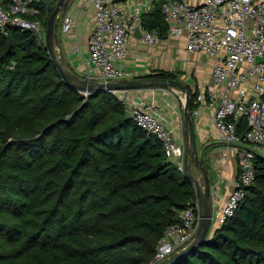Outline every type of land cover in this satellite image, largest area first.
Listing matches in <instances>:
<instances>
[{
  "label": "trees",
  "instance_id": "obj_1",
  "mask_svg": "<svg viewBox=\"0 0 264 264\" xmlns=\"http://www.w3.org/2000/svg\"><path fill=\"white\" fill-rule=\"evenodd\" d=\"M34 1L45 28L56 0ZM164 1L141 13L159 38ZM44 39L0 26V264H156L159 240L196 201L195 187L161 140L125 118L117 92L69 85ZM187 85L193 108L198 90ZM236 125L248 129L245 116ZM254 165L235 213L172 264H264V154Z\"/></svg>",
  "mask_w": 264,
  "mask_h": 264
},
{
  "label": "built area",
  "instance_id": "obj_2",
  "mask_svg": "<svg viewBox=\"0 0 264 264\" xmlns=\"http://www.w3.org/2000/svg\"><path fill=\"white\" fill-rule=\"evenodd\" d=\"M151 1L133 0L129 5L118 0H92L95 10L88 48L90 60L101 79L125 77L123 60L137 25L145 41L157 42L156 32L141 26V13L148 9ZM39 11L34 0H0V26L3 28L9 22L39 33L42 26L37 17ZM162 12L168 32L186 36L188 50L216 57L212 85L196 94L192 115L196 116L201 107L215 105L214 123L220 138L236 151L238 172L220 206L217 200L220 191L216 185H211L212 225L220 224L231 217L243 201L246 186L254 182L255 154L264 150V60H256L257 56L264 57V0H165ZM74 25L71 15H62L60 29L63 32L70 31ZM121 91L126 92L120 96L125 109L132 112L141 128L162 141L166 155L187 175L183 94L177 109V127L173 130L157 113L153 100L130 96L127 92L130 90ZM240 116H245L248 123V129L243 132L238 131L236 125ZM199 221L197 198L181 210L180 221L166 228L154 261L157 263L184 247L195 236Z\"/></svg>",
  "mask_w": 264,
  "mask_h": 264
},
{
  "label": "crops",
  "instance_id": "obj_3",
  "mask_svg": "<svg viewBox=\"0 0 264 264\" xmlns=\"http://www.w3.org/2000/svg\"><path fill=\"white\" fill-rule=\"evenodd\" d=\"M118 1L130 5L133 0ZM152 6L151 1L147 10ZM94 10L92 0H70L60 15H71L75 20V25L67 32H63L59 26L58 37L66 58L74 70L101 79L97 67L90 60L88 48ZM215 62L216 57L208 56L201 51L188 50L186 36L170 34L167 31L164 36L158 37L155 44L148 43L142 36L132 35L128 42V52L123 60V67L126 73L125 77L148 74L156 69L179 70L184 81L198 92H204L212 85V67ZM116 92L119 96L126 94L121 90ZM127 92L135 98L143 96L148 100H153L157 107V113L165 124L173 130L176 129L177 109L181 105L182 93L172 88H145ZM214 110L215 105L201 107L193 119L199 153L210 169L212 166L215 168L213 179L210 180L211 184L216 185L220 191V195L217 197L220 206L232 189V180L237 175L238 164L236 151L227 146L220 138V132L214 123ZM260 152L264 154V150ZM232 159L234 163H232Z\"/></svg>",
  "mask_w": 264,
  "mask_h": 264
},
{
  "label": "water",
  "instance_id": "obj_4",
  "mask_svg": "<svg viewBox=\"0 0 264 264\" xmlns=\"http://www.w3.org/2000/svg\"><path fill=\"white\" fill-rule=\"evenodd\" d=\"M70 0H56L48 6V16L45 25V43L64 80L71 86L88 92L91 90H135L145 88H172L182 93L184 96L183 117L185 134V157L184 166L187 176L194 182L199 206L200 221L195 236L182 248L176 250L158 261L156 264H172L183 255L191 251L196 245L203 242L210 230L214 214L212 212V189L209 169L203 161V156L199 153L196 141L194 119L192 115V96L188 83L181 77H163L154 74H141L132 77L97 79L89 75L81 74L74 70L69 64L65 52L59 42L58 21L61 12L69 4ZM134 36H141L140 26L137 25L133 33ZM257 61H263V56H257ZM220 100V93L217 96ZM125 118H133L130 110L125 109ZM196 168L197 174L193 172Z\"/></svg>",
  "mask_w": 264,
  "mask_h": 264
},
{
  "label": "rangeland",
  "instance_id": "obj_5",
  "mask_svg": "<svg viewBox=\"0 0 264 264\" xmlns=\"http://www.w3.org/2000/svg\"><path fill=\"white\" fill-rule=\"evenodd\" d=\"M43 29H44V31H43ZM40 32H42V34H43V32H44V38H45V28H42V27H41V28H40ZM180 75H182V74H180ZM233 158H234V157H233ZM232 163H234V160H233V159H232ZM214 169H215V168H214L213 166H212V169H210V166H209V171H210L209 174L211 175V178H210L211 180L213 179ZM211 170H212L213 172H212ZM194 172L197 173L196 168H194Z\"/></svg>",
  "mask_w": 264,
  "mask_h": 264
}]
</instances>
